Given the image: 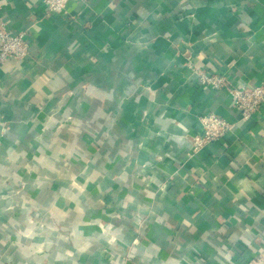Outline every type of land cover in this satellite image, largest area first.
<instances>
[{
    "label": "crops",
    "instance_id": "1",
    "mask_svg": "<svg viewBox=\"0 0 264 264\" xmlns=\"http://www.w3.org/2000/svg\"><path fill=\"white\" fill-rule=\"evenodd\" d=\"M0 264H253L264 256V0H0ZM225 136L196 145L200 120Z\"/></svg>",
    "mask_w": 264,
    "mask_h": 264
},
{
    "label": "built area",
    "instance_id": "2",
    "mask_svg": "<svg viewBox=\"0 0 264 264\" xmlns=\"http://www.w3.org/2000/svg\"><path fill=\"white\" fill-rule=\"evenodd\" d=\"M71 0H46L49 12H60L66 8ZM85 2L86 0H75ZM29 55V47L23 34H16L9 30L0 19V65L12 59L25 58ZM193 77L200 84L215 89L225 87L233 99V106L241 114L243 119H249L264 105V82L252 87H230L223 75H210L203 70L194 69ZM203 135L196 136L195 143L200 145L203 141H214L222 138L230 129L226 118L216 114H209L200 120ZM253 264H264V256H258Z\"/></svg>",
    "mask_w": 264,
    "mask_h": 264
}]
</instances>
